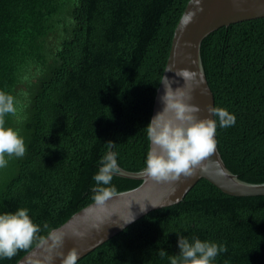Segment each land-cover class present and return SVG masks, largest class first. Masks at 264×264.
<instances>
[{
  "label": "trees",
  "instance_id": "16d2710c",
  "mask_svg": "<svg viewBox=\"0 0 264 264\" xmlns=\"http://www.w3.org/2000/svg\"><path fill=\"white\" fill-rule=\"evenodd\" d=\"M188 1L0 0V90L18 102L6 126L27 148L0 169V214L27 208L43 240L94 202L106 151L125 171L143 169L148 112ZM202 63L214 106L236 117L217 128L218 149L230 167L264 174V18L212 32ZM140 184L115 174L109 187ZM177 233L225 244L213 264H264V196H229L200 179L179 203L138 219L78 264H170L158 252L178 255Z\"/></svg>",
  "mask_w": 264,
  "mask_h": 264
},
{
  "label": "clouds",
  "instance_id": "9594fccd",
  "mask_svg": "<svg viewBox=\"0 0 264 264\" xmlns=\"http://www.w3.org/2000/svg\"><path fill=\"white\" fill-rule=\"evenodd\" d=\"M195 11H188L182 15L180 22L186 28L194 19L197 11H203L202 0H191ZM169 71L167 69L165 72ZM175 76L183 79L182 87L173 89L175 81L163 76L162 84L164 93L160 96L163 105L162 110L150 120L145 127L146 138L150 142V149L147 152L142 173L157 184H174L184 179H189L203 170V162L210 158L216 150L217 140L215 139L217 128H228L234 126L236 117L226 108L209 105L207 111L212 118H200L201 108L191 103L192 93L203 83L202 76L195 71L179 69ZM201 94L205 90L201 89ZM18 102L16 98L5 91L0 90V169L6 168L9 160L23 158L27 148L24 138L17 129L6 126L5 117L16 116L18 113ZM109 149L114 147L113 142H108ZM99 170L93 176L95 187L92 199L97 207L104 209L106 202L115 197L116 190L109 187L115 174L120 171L117 154L113 151H106L99 161ZM152 207L160 204L148 201ZM140 211L145 212V203L136 202ZM132 204V203H131ZM129 218L119 216L124 223H130L134 215L130 211ZM111 218V217H110ZM110 220V219H108ZM112 223H117L112 222ZM105 221L94 224L93 228L100 230ZM48 229V225H43ZM41 226L34 223L29 216L27 208H17L14 212L0 214V258L11 259L20 250H30L36 243H45L41 240ZM65 233L49 230L46 249L48 255L44 257L47 264H52L53 253L61 257L60 264H78V251L74 247L65 255L62 251ZM74 237L83 239L84 232L73 231ZM178 255H168L166 251L160 250L158 255L163 258L168 256L170 264H213V261L221 253L228 251L225 244H217L211 241H202L193 237L190 241L187 237L177 233ZM50 241V243H49Z\"/></svg>",
  "mask_w": 264,
  "mask_h": 264
},
{
  "label": "water",
  "instance_id": "95a60500",
  "mask_svg": "<svg viewBox=\"0 0 264 264\" xmlns=\"http://www.w3.org/2000/svg\"><path fill=\"white\" fill-rule=\"evenodd\" d=\"M201 6L203 11H197L193 21L186 28L182 26L180 19L176 25L164 70L148 112V124L163 107L160 101V96L164 93V85L161 83L163 76L175 81L172 84L173 89L183 86V79L175 76V71L179 69L197 72L198 79L199 74L202 76L203 83L192 93L193 99L190 102L201 108L198 114L200 118H212L207 108L209 105L214 106V100L202 63L205 38L219 28L264 18V0H202ZM188 11H195L191 0L186 4L180 18ZM167 69L169 71L165 72ZM201 89L205 90V94H201ZM150 147L149 142V149ZM202 168L203 170H198L194 177L189 179L181 177V180L174 184H157L144 175L142 170L132 173L120 168L117 176L139 180L141 184L134 189L116 193L115 197L106 202L103 210L94 202L91 203L52 230L66 234L59 251L67 255L68 251L75 247L79 259L83 258L148 213L179 203L200 179L206 180L229 196H264V174L244 173L230 167L218 147L215 153L203 162ZM148 201L161 206L152 207ZM136 202L141 205L145 203L147 210L141 212ZM130 204L134 219L125 224L119 216L124 219L129 218ZM101 221H105V224L99 231L93 228L94 224H100ZM115 221L117 223H112ZM74 230L86 233L85 237L83 239L74 237L72 235ZM47 237L48 235L43 239L45 243L35 245L16 264H47L44 260L48 255ZM53 257L52 264H60L61 257L56 256L55 252Z\"/></svg>",
  "mask_w": 264,
  "mask_h": 264
}]
</instances>
